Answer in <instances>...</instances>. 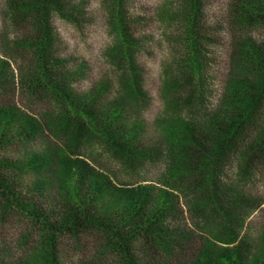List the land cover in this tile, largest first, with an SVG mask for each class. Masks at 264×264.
I'll use <instances>...</instances> for the list:
<instances>
[{"label":"rangeland","instance_id":"374dc122","mask_svg":"<svg viewBox=\"0 0 264 264\" xmlns=\"http://www.w3.org/2000/svg\"><path fill=\"white\" fill-rule=\"evenodd\" d=\"M26 1L0 0V68L6 65L9 71L0 78V109L12 110L18 122L27 118L36 128L34 134L21 135L20 129L11 140L6 137L0 157L13 163L14 172L7 175L16 177L26 202L57 221L76 207L59 174L60 163L27 166L32 155L54 152L56 160L74 161L73 184L80 185L81 169H92L118 188L167 190L178 196L183 216L167 214L165 224L185 230L190 241L180 243L183 249L166 250L171 258L160 254L167 262L189 264L209 250L232 248L242 238L255 241L264 231V159L258 152L249 166L229 155L216 171L205 172V177L217 178L222 190L239 186L245 194L248 201L237 210L245 219L240 227L230 225L214 198L194 208L201 174L184 176L182 171L171 179L168 174L173 159L167 139L176 137L169 124L206 121L244 64L234 43L242 33L214 26L226 20L231 0H203L202 37L216 43L202 52L199 72L188 47L185 0H58L64 10L49 12L50 53L56 61L49 65L52 75L42 79L36 77L38 54L30 43L36 33L32 15H18L13 8ZM116 109L121 119L115 125L135 127L139 138L127 157L117 155L105 137L103 123L112 126ZM257 116L264 120V105ZM138 151L149 155L142 158ZM6 200L0 195V264H46V230ZM78 236L64 232L57 239L56 255L63 264H121L112 251L99 250L96 242L102 236L96 230Z\"/></svg>","mask_w":264,"mask_h":264},{"label":"trees","instance_id":"16d2710c","mask_svg":"<svg viewBox=\"0 0 264 264\" xmlns=\"http://www.w3.org/2000/svg\"><path fill=\"white\" fill-rule=\"evenodd\" d=\"M185 4L191 62L199 72L202 71V59L205 57L202 52L206 53L207 47L216 41L206 35L205 39L202 37L203 0H185ZM13 8L17 9L18 15H32L36 33L30 43L38 54L36 77L48 78L52 75L49 65L55 60L50 53L53 35L49 25V12L54 10L53 8L57 11L64 8L58 0H28L14 4ZM214 26L225 33L228 32L225 28L235 35L238 30L242 33L235 37L234 43L237 42L235 50L244 64L229 81L218 111L207 116L206 121L175 120L169 124L168 131L176 137L167 139L173 159L168 174L170 179L179 177L182 171L184 176L186 172L191 174L193 171L201 174L203 178L196 184L199 194H196L197 198L193 200L194 208H197L202 200L205 202L209 197L214 198L230 225L240 227L245 219L237 210L243 208L244 203L248 201L245 194L239 190V186H224L230 189L222 190L218 187L217 178L214 179L210 173L205 177V172L209 169L216 171L219 162L229 158V155L236 156L237 160L246 166L257 159L253 155L254 152H258L264 159V120L257 116L259 109L264 105V0H231L226 20ZM122 33L123 36L126 34L125 29ZM8 72V66L2 65L0 78H4ZM61 91L64 92V89L61 88ZM119 119L121 110L116 109L112 113V126L103 123L105 137L116 147L117 155L127 157L135 152H132L131 148L135 147L139 138L135 127L115 125ZM20 129H24L21 135L25 136L36 131L33 123L27 118L18 122L12 110L0 109V148L4 142L7 143L6 137L11 140L13 133ZM256 129H259L257 133ZM138 155L146 158L149 154L138 151ZM56 159L54 152L49 155H32L27 166L39 169L43 163L52 167L55 163H60L59 174L71 191L76 207L70 208L58 221L41 215L34 202H26L27 199L19 190L22 187L15 184L16 177L7 175L8 171L14 172L11 168L14 167L13 163L0 157V195L7 199V204L14 206L15 202L23 213L30 214L41 228L46 230V264H63L56 255L57 239L61 233L69 232L77 239L85 229L96 230L102 236V242H96L99 250L112 251L121 264H187L180 261L167 262L161 256L162 253H168L166 250L173 246L178 245L183 249L181 244L190 241V235L185 230L165 224L167 214L178 212L183 216V212L177 208L178 196L167 190L155 192L148 188L136 191L118 188L92 169H81V186L73 184L71 168L74 161ZM221 199L225 200L230 208H223L221 205L225 204ZM145 256L150 259L147 263L142 260ZM167 256H171V253ZM189 264H264V231L255 241L242 238L232 248H223L216 252L209 250Z\"/></svg>","mask_w":264,"mask_h":264}]
</instances>
